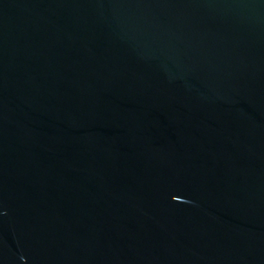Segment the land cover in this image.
Returning a JSON list of instances; mask_svg holds the SVG:
<instances>
[{"label": "water", "instance_id": "1", "mask_svg": "<svg viewBox=\"0 0 264 264\" xmlns=\"http://www.w3.org/2000/svg\"><path fill=\"white\" fill-rule=\"evenodd\" d=\"M0 264H264V0H0Z\"/></svg>", "mask_w": 264, "mask_h": 264}]
</instances>
